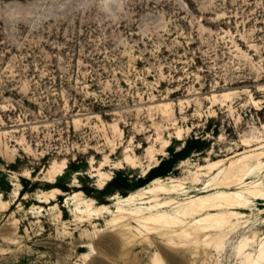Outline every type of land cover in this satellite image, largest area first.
I'll return each instance as SVG.
<instances>
[{"label":"rangeland","instance_id":"374dc122","mask_svg":"<svg viewBox=\"0 0 264 264\" xmlns=\"http://www.w3.org/2000/svg\"><path fill=\"white\" fill-rule=\"evenodd\" d=\"M14 12L0 19V264H264V0H0ZM155 180L193 240L165 230L150 247L119 220L150 207L123 199Z\"/></svg>","mask_w":264,"mask_h":264},{"label":"bare ground","instance_id":"6f19581e","mask_svg":"<svg viewBox=\"0 0 264 264\" xmlns=\"http://www.w3.org/2000/svg\"><path fill=\"white\" fill-rule=\"evenodd\" d=\"M216 165H217L216 163L210 164V167ZM152 185L155 186L152 187ZM55 193L57 194L58 192ZM169 193L171 192L167 188H165L159 180H155L152 182V184H150V187L143 188L137 191L136 193L131 194L129 197L123 199V202L132 203L137 199L145 198L147 194H151L152 200L149 202L151 204L150 207L138 209L136 211H133L132 213L124 214L119 218V220L121 221L123 219L132 218L136 227H138L144 233L143 241L147 242L148 245H150V247L153 245L152 243L155 238H160L164 236L165 230L172 233L176 238H183L184 241H191L194 239L195 233L192 228H188L187 230L179 232L180 229L179 227L181 226V222L173 206L174 203L171 201H165L163 203L161 202L162 199L159 198V196L161 194H169ZM223 197L224 196L222 195H216V196H212L211 197L212 199L209 200L206 199V202L204 199L200 200L201 202L198 206L199 208L194 211V214L204 212L207 209H209L211 206H213L212 207L214 208L213 210L218 209L220 207V202H222ZM213 199H215V201L216 199H218L217 200L218 203L216 205H210V203L213 202L212 201ZM166 208H168L173 212V216L166 215L165 211H163V209ZM97 209L99 212H103L107 210L106 207H98ZM207 220L209 219L207 218ZM212 227L215 231V229L219 228V224L215 223ZM116 239H118L117 235H116ZM111 245L112 247H114V249L117 250L118 248L119 250V244L113 241V244ZM175 247L181 248L183 246L177 245ZM121 248L123 247L120 246V249ZM84 257H88V256L85 254ZM149 264H163V262L159 255H155L154 257H152Z\"/></svg>","mask_w":264,"mask_h":264},{"label":"trees","instance_id":"16d2710c","mask_svg":"<svg viewBox=\"0 0 264 264\" xmlns=\"http://www.w3.org/2000/svg\"><path fill=\"white\" fill-rule=\"evenodd\" d=\"M181 154H182L181 152H175L174 154H172L171 158H169V159L163 158L159 162V164L151 167L146 172L145 178H139L138 186H142L145 183H147L148 181H150V180H152L158 176H166L170 172L172 165L175 162L176 158H179L181 156Z\"/></svg>","mask_w":264,"mask_h":264},{"label":"clouds","instance_id":"9594fccd","mask_svg":"<svg viewBox=\"0 0 264 264\" xmlns=\"http://www.w3.org/2000/svg\"><path fill=\"white\" fill-rule=\"evenodd\" d=\"M115 2V0H100L101 5H103L105 8H108V6L112 5ZM20 13L14 12L11 16L8 17H0V19L8 18L16 20L18 19Z\"/></svg>","mask_w":264,"mask_h":264}]
</instances>
